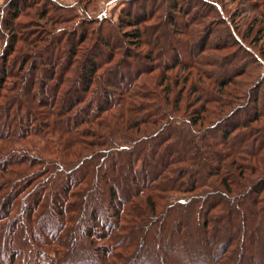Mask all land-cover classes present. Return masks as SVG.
Instances as JSON below:
<instances>
[{"label": "trees", "instance_id": "16d2710c", "mask_svg": "<svg viewBox=\"0 0 264 264\" xmlns=\"http://www.w3.org/2000/svg\"><path fill=\"white\" fill-rule=\"evenodd\" d=\"M21 12L11 3L0 28V264H264V122H235L248 106L228 99L248 97L246 66L177 61L198 73L182 81L206 101L192 111L169 84L146 87L152 52L139 71L130 53L115 63L119 32L148 42L153 17L76 23L72 38L50 15L49 39H31Z\"/></svg>", "mask_w": 264, "mask_h": 264}, {"label": "rangeland", "instance_id": "374dc122", "mask_svg": "<svg viewBox=\"0 0 264 264\" xmlns=\"http://www.w3.org/2000/svg\"><path fill=\"white\" fill-rule=\"evenodd\" d=\"M11 3L23 11L17 20L20 24L19 32L31 39L38 35L39 38L46 39L48 34L54 32L56 26L47 23L50 15L52 17L59 15L57 17L59 22L65 20L57 26V29L59 27L65 29L72 38L74 31L82 27L85 21L98 20L117 25L120 15L124 12L131 13L137 21L143 15L153 17L147 23V27H150L148 42L134 39L130 35L134 31L132 28H125L119 32L114 43L118 42L123 48L118 50L115 63L125 53H130L135 57L133 65L139 71L143 68L141 60L149 57L147 53L152 52L151 64L155 72L147 77L151 86L146 87L151 89L158 82L164 83L165 86L169 84L174 91L172 98L185 95L192 102L195 100L191 105L192 111L194 109L200 111L206 105V101L200 100L199 94H189L192 84L190 82L186 88L183 82L189 79L190 75L196 79L198 73L182 67L175 69L177 61L188 64L195 62L201 73L212 76L219 75V72L225 74L226 71L229 74L233 71H241L246 66L247 76L239 78L237 83L246 85L245 94L249 90L248 97L232 96L233 98L228 99H233L230 100L234 104L233 109L238 105H241V108L242 105L248 106V109L239 114L240 117H235L234 121L242 123L258 113L257 115L262 116L261 121L264 122V83L258 84L260 81L258 75L264 72V0L237 2L232 0H0V28L4 25L3 19H10ZM214 3L218 5V9L213 5ZM68 11H71L72 15ZM45 12L50 13L45 19L40 18L39 16H44ZM80 22L83 23L75 28L76 23ZM96 28L97 25L94 26V29ZM228 28H231L236 42L229 38ZM5 39H0V56ZM68 43L70 45L71 42ZM237 43L241 45V49ZM82 49L79 58L75 59L77 64L74 65V71L79 72V64L85 62L86 48ZM242 49L248 52L244 53ZM25 51L30 50L27 47ZM247 53L253 54L262 64L261 67L251 63L254 60L247 56ZM75 76L70 72L67 78H76ZM14 82L15 80H10V84ZM209 90L212 100L220 96L218 87L213 86L212 89L209 87ZM232 91V86L226 89V93ZM142 94L149 95V91L144 90ZM256 98L258 99L255 105L253 101ZM149 103L155 105V102ZM215 107L213 104H208L206 109L211 110Z\"/></svg>", "mask_w": 264, "mask_h": 264}]
</instances>
